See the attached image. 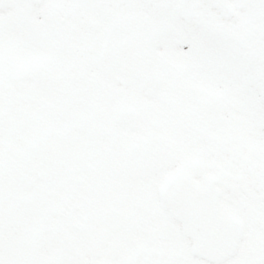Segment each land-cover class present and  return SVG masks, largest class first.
<instances>
[{"label":"snow or ice","instance_id":"6c2138e0","mask_svg":"<svg viewBox=\"0 0 264 264\" xmlns=\"http://www.w3.org/2000/svg\"><path fill=\"white\" fill-rule=\"evenodd\" d=\"M0 264H264V0H0Z\"/></svg>","mask_w":264,"mask_h":264}]
</instances>
